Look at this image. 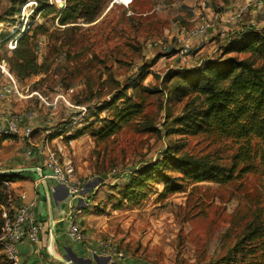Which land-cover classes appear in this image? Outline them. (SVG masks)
<instances>
[{
    "label": "rangeland",
    "instance_id": "1",
    "mask_svg": "<svg viewBox=\"0 0 264 264\" xmlns=\"http://www.w3.org/2000/svg\"><path fill=\"white\" fill-rule=\"evenodd\" d=\"M41 1L46 11L34 13L39 3L30 1L7 16L18 3L0 0V15L16 24L0 23V34L10 36L0 57H11V45L29 31L38 63L47 68L18 81L32 97L0 106L36 112L50 132L34 128L32 135H42L38 142L55 138L51 147H61L76 173L91 179L85 231L136 264H235L230 251L264 207V162L256 160L252 172L229 183L183 181L175 193L162 183L139 190L132 179L142 166L162 160L168 147L231 163L235 141L173 123L187 100L174 93L183 80L166 76L221 49L223 57H246L226 47L239 41L242 27L264 26V0H108L97 21L68 27L58 20L65 0ZM203 23L211 24L207 36L189 37ZM7 80L0 67V85ZM115 95L121 98L112 102ZM0 264H11L1 250Z\"/></svg>",
    "mask_w": 264,
    "mask_h": 264
},
{
    "label": "trees",
    "instance_id": "2",
    "mask_svg": "<svg viewBox=\"0 0 264 264\" xmlns=\"http://www.w3.org/2000/svg\"><path fill=\"white\" fill-rule=\"evenodd\" d=\"M18 3L15 12L30 1L39 6L34 13L45 10L41 0H12ZM108 0H65L58 20L68 27L73 23H93L97 21ZM52 7V6H50ZM0 15V23L16 25L14 19ZM18 28L14 33H18ZM21 33L12 56L5 58L9 71L18 81L43 72L45 63H38L34 46L28 34ZM13 33V34H14ZM240 39L229 43L226 50L246 55L219 56L201 60L192 69L170 72L166 81L176 77L183 84L174 87V93H180V100H187L182 113L175 117L173 123L188 133H207L230 138L238 145L231 163H223L220 156L211 154L197 156L178 153L168 147L162 160L142 166L132 179L135 188L142 190L146 185L162 183L166 192L175 193L183 188V181L229 183L245 173L252 172L264 162V26L250 25L242 27ZM10 38L0 34V46ZM4 57H0L3 60ZM47 69V68H46ZM46 72V71H44ZM121 96L115 95L112 102ZM84 133L79 130L71 139ZM18 174H0V233L3 226L2 205L9 199V183L16 180ZM152 183V184H151ZM134 190V189H133ZM264 207L255 221L247 225V230L230 251L235 264H264ZM260 241L256 243V240ZM260 252L257 254V249ZM1 250V249H0Z\"/></svg>",
    "mask_w": 264,
    "mask_h": 264
},
{
    "label": "crops",
    "instance_id": "3",
    "mask_svg": "<svg viewBox=\"0 0 264 264\" xmlns=\"http://www.w3.org/2000/svg\"><path fill=\"white\" fill-rule=\"evenodd\" d=\"M26 126L39 130L50 127L48 122L35 118L28 120ZM45 132H50V129ZM40 136L42 135L35 134L23 139L19 136L0 135V174L19 175L9 183V210L34 203L36 217L42 225L38 242L26 241L17 246L21 260L29 264H136L104 255L103 241L85 231L82 220L90 207L89 196L92 194L93 184L73 199L64 185L51 177H44L49 173L47 152H35V145L51 146L55 138L49 140L50 135H46L38 142ZM28 147L34 149L33 154L26 153ZM71 204L77 206L80 225L85 232V238L81 242L69 234L70 224L66 214Z\"/></svg>",
    "mask_w": 264,
    "mask_h": 264
},
{
    "label": "built area",
    "instance_id": "4",
    "mask_svg": "<svg viewBox=\"0 0 264 264\" xmlns=\"http://www.w3.org/2000/svg\"><path fill=\"white\" fill-rule=\"evenodd\" d=\"M122 3H127L130 0H117ZM240 16V14H239ZM211 26L209 23H203L192 29L189 37H206L208 29ZM15 45H11L14 49ZM183 52H189V45H183ZM0 67L8 76V80L0 85V103L14 100H23L32 97L25 95L17 80V78L7 68L5 60H0ZM36 112L14 111L11 105L0 106V135L1 136H19L23 139L31 137L33 128L26 126L28 120L36 118ZM47 152V165L49 173L44 177H51L66 187L71 198H76L81 195L91 184V179L79 176L76 173L72 161L65 156L61 147L54 150L47 144H36L35 152ZM27 154H33L34 149L28 147ZM10 206V204H9ZM9 206L2 205L3 226L0 233V249L7 261L11 264H29L22 261L17 250V246L23 242L29 241L36 243L40 239L42 225L38 221L35 213V204H24L10 211ZM66 219L69 221V234L76 241L81 242L85 238V232L80 225L78 216V208L75 204H71L66 214ZM102 253L108 257L118 260H125L127 255L123 251L117 252L115 248L111 247L109 243H103Z\"/></svg>",
    "mask_w": 264,
    "mask_h": 264
},
{
    "label": "bare ground",
    "instance_id": "5",
    "mask_svg": "<svg viewBox=\"0 0 264 264\" xmlns=\"http://www.w3.org/2000/svg\"><path fill=\"white\" fill-rule=\"evenodd\" d=\"M16 29H17V26L14 27V30H15V31H16ZM15 31H14V32H15Z\"/></svg>",
    "mask_w": 264,
    "mask_h": 264
},
{
    "label": "water",
    "instance_id": "6",
    "mask_svg": "<svg viewBox=\"0 0 264 264\" xmlns=\"http://www.w3.org/2000/svg\"><path fill=\"white\" fill-rule=\"evenodd\" d=\"M63 5V3H61V6Z\"/></svg>",
    "mask_w": 264,
    "mask_h": 264
}]
</instances>
